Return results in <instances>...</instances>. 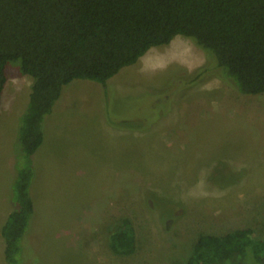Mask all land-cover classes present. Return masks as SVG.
<instances>
[{"label": "rangeland", "instance_id": "obj_1", "mask_svg": "<svg viewBox=\"0 0 264 264\" xmlns=\"http://www.w3.org/2000/svg\"><path fill=\"white\" fill-rule=\"evenodd\" d=\"M178 51L189 59L177 58ZM206 61L203 50L179 35L123 67L105 86L82 78L64 86L31 157L35 212L20 259L188 264L201 234L264 231V93L242 94L216 72L189 83ZM5 73L0 226L13 208L15 170L27 163L18 121L32 81L22 75L19 59L8 61ZM126 220L136 250L117 255L110 235ZM3 245L0 234V264Z\"/></svg>", "mask_w": 264, "mask_h": 264}, {"label": "trees", "instance_id": "obj_2", "mask_svg": "<svg viewBox=\"0 0 264 264\" xmlns=\"http://www.w3.org/2000/svg\"><path fill=\"white\" fill-rule=\"evenodd\" d=\"M179 35L206 54L189 83L216 72L242 94L264 93V0H0V104L8 61L19 59L22 75L32 79L18 121L27 163L15 170L13 208L0 228L5 264H27L19 254L34 214L31 157L64 86L80 78L105 86L123 67ZM135 244L128 220L110 235L117 255L133 254ZM188 264H264V231L201 234Z\"/></svg>", "mask_w": 264, "mask_h": 264}, {"label": "bare ground", "instance_id": "obj_3", "mask_svg": "<svg viewBox=\"0 0 264 264\" xmlns=\"http://www.w3.org/2000/svg\"><path fill=\"white\" fill-rule=\"evenodd\" d=\"M186 45V44H185ZM184 45V46H185ZM181 47V46H180ZM173 49V48H172ZM179 49V48H178ZM182 49V48H181ZM185 49V48H184ZM149 51V50H148ZM176 51V50H175ZM170 54V53H169ZM174 55V54H173ZM172 55V57H174ZM188 55L189 54H187V53H185L184 51H178V52H176V54H175V56L177 57V58H179V59H181L182 61H186V59L188 58ZM189 59V58H188Z\"/></svg>", "mask_w": 264, "mask_h": 264}, {"label": "crops", "instance_id": "obj_4", "mask_svg": "<svg viewBox=\"0 0 264 264\" xmlns=\"http://www.w3.org/2000/svg\"><path fill=\"white\" fill-rule=\"evenodd\" d=\"M47 122H49V120H48ZM50 122L52 123V121H50ZM43 137H44V132H43ZM4 197H5V194H4V196H3V199H4ZM3 199L1 200V202L3 201ZM1 202H0V203H1ZM34 207H35V206H34ZM9 212H10V211H9ZM9 212H8V213H9ZM34 212H35V211H34ZM8 213H7V215H8ZM7 215H6V216H7ZM32 217H33V216H32ZM5 219H6V217L4 218V220H2V224L4 223ZM2 224H1V226H2ZM1 226H0V228H1ZM3 247H4V245H3Z\"/></svg>", "mask_w": 264, "mask_h": 264}]
</instances>
